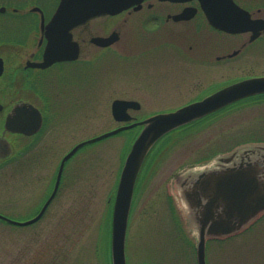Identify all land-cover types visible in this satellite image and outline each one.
<instances>
[{"label":"flooded vegetation","instance_id":"obj_1","mask_svg":"<svg viewBox=\"0 0 264 264\" xmlns=\"http://www.w3.org/2000/svg\"><path fill=\"white\" fill-rule=\"evenodd\" d=\"M59 2L0 0V137L11 150L0 159V169L7 168L5 175L11 169L10 176L17 172L16 201L0 198V214L6 217H0V223H6L0 232V264H9L7 240L14 233L12 227L19 228L17 264H113L111 220L119 175L92 230L91 179L88 166L81 163L87 157L81 152L84 145L60 168L65 155L85 140L90 99L95 93L91 86L97 85L102 101L110 107L114 125L105 130L109 131L199 101L232 83L264 76V71L233 73L235 65L247 57H257L264 64V0H234L259 25L256 30L240 32L212 25L199 0H142L72 27L68 41L60 44L62 54L71 58L42 66L46 26ZM254 33L257 36L252 39ZM253 46L258 51L250 50ZM91 74L99 76L98 83H91ZM117 99L133 102L126 110L129 120L113 117L111 106ZM153 104L175 107L140 112L142 106ZM252 120H258L260 126H247L244 131L239 125ZM143 125L115 134L136 137ZM261 131L264 92L237 99L171 130L158 148L165 150L172 143L203 137L204 143L195 150L198 154L186 163L190 164L187 171L174 178L180 191L183 183L202 170L220 168L219 156L235 149L237 159L264 152ZM237 135L243 137L234 141ZM162 153L150 169L143 171L142 165L138 172L125 235V264L132 213L142 190L159 175ZM167 177L159 183L166 186L170 210L173 199Z\"/></svg>","mask_w":264,"mask_h":264},{"label":"water","instance_id":"obj_2","mask_svg":"<svg viewBox=\"0 0 264 264\" xmlns=\"http://www.w3.org/2000/svg\"><path fill=\"white\" fill-rule=\"evenodd\" d=\"M141 1L60 0L56 12L46 26L47 45L44 61L40 65L44 66L56 59L71 58L62 54L63 49L60 44L68 41L69 30L72 27L92 17L115 13ZM199 1L209 22L218 28L240 32L250 28L256 30L255 28L259 27L258 20L251 19L248 11L237 5L234 0ZM256 36L257 33H254L251 38ZM259 92H264V76L244 79L221 88L199 101L171 111L153 114L140 122L121 126L87 139L74 146L65 155L60 168L64 160L81 145L97 141L138 123L144 124L125 156L116 187L111 220L113 264H125V235L134 186L143 161L153 145L167 132L237 99ZM130 103L133 102L120 99L113 101L114 118L128 120L130 117L126 110ZM236 150L216 158L221 162L220 168L202 170L195 179L183 183L180 187L184 206L197 229V264H207L205 247L208 238H224L236 234L259 214L264 213V152L246 159H237ZM10 152L7 141L0 137V159L7 157ZM0 217L4 216L0 214ZM7 220L20 224L12 219L7 218Z\"/></svg>","mask_w":264,"mask_h":264},{"label":"rangeland","instance_id":"obj_3","mask_svg":"<svg viewBox=\"0 0 264 264\" xmlns=\"http://www.w3.org/2000/svg\"><path fill=\"white\" fill-rule=\"evenodd\" d=\"M250 50L258 51L257 46L251 47ZM259 61L260 59L257 57H247L244 63L235 65L234 75H241L249 71H264V64L261 65ZM90 77L92 84L98 83L100 80L96 74H91ZM97 89H99L97 85L91 86V92L95 93L91 95L90 99L89 127L85 139L97 136L114 125L110 115V107L102 101L103 97ZM174 107V105H144L140 112L147 113ZM257 124H259L258 120H252L241 122L239 125H243L244 131H246L247 126L254 128L257 127ZM240 126L238 129L241 128ZM258 134L264 136V131ZM128 137L130 135L126 132L113 134L85 144L81 151L87 156L81 163L88 166L89 178L91 179L89 194L90 214L94 217L93 219L90 217L92 230L96 228L101 213L106 207V199L115 184L119 167L128 151ZM242 137V135L234 136V141L241 140ZM76 139L80 138L76 137ZM203 143L202 136L190 137L181 142L172 143L165 150L159 149V144H157L148 154L143 163V171L146 168L150 169L164 150L159 160V175L151 180V184L146 189L142 190V197L137 199V205L132 213L131 229H128L126 236L127 264H138L142 261H147L150 264H196L195 246L198 234L188 216L179 186L174 178L187 171L190 164L186 163L198 154L195 150ZM6 170L7 168L5 170L0 169V198L16 201L17 172L13 171L14 174L10 176L12 170L10 169L5 175L3 173ZM167 175L169 180L168 192L173 199L175 214L168 210L169 207L167 208L166 205V186L159 183ZM16 218L19 219L20 217L16 216ZM4 225L6 223H0V232L3 231L1 228ZM18 229V227H12L13 231L11 232L14 233H8L9 264H17L18 262ZM206 263L264 264V213L259 214L255 220L236 235L229 236L222 241H209L206 248Z\"/></svg>","mask_w":264,"mask_h":264},{"label":"trees","instance_id":"obj_4","mask_svg":"<svg viewBox=\"0 0 264 264\" xmlns=\"http://www.w3.org/2000/svg\"><path fill=\"white\" fill-rule=\"evenodd\" d=\"M170 209H171V211L174 213V211H173V205L170 203ZM226 238H224V239H217V241H222V240H225Z\"/></svg>","mask_w":264,"mask_h":264}]
</instances>
